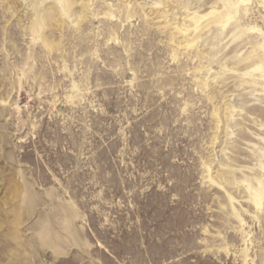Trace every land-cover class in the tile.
Listing matches in <instances>:
<instances>
[{
    "label": "rangeland",
    "instance_id": "obj_1",
    "mask_svg": "<svg viewBox=\"0 0 264 264\" xmlns=\"http://www.w3.org/2000/svg\"><path fill=\"white\" fill-rule=\"evenodd\" d=\"M0 264H264V0H0Z\"/></svg>",
    "mask_w": 264,
    "mask_h": 264
},
{
    "label": "bare ground",
    "instance_id": "obj_2",
    "mask_svg": "<svg viewBox=\"0 0 264 264\" xmlns=\"http://www.w3.org/2000/svg\"><path fill=\"white\" fill-rule=\"evenodd\" d=\"M72 1V0H71ZM10 6V5H9ZM11 7V6H10ZM39 19H35V21H38ZM34 23V21L32 22V24ZM37 24V22L35 23ZM251 198L254 200V202L258 205L259 202H260V199H261V193L259 192V190H253L252 191V195H251ZM30 199V198H29ZM39 201V200H38ZM9 212V211H8ZM12 212V220L10 221V225H9V230H10V237L12 236V240H17V238L20 236V232H19V223H20V220H21V215H20V210H18V208H14L12 210H10V213ZM43 228H41L39 231H38V236L39 238L43 241L47 236L48 234H50L51 232V229H50V226L47 222L43 223ZM64 226V220H63V223H61V226ZM33 226V225H32ZM35 226V225H34ZM18 229V231L16 230ZM17 233L18 234V237H17ZM57 241L59 242L57 246H59L60 249H62V245H63V242H64V236L62 234H59L57 237H56ZM15 240V241H16ZM19 242H17V245H14L15 247L12 249H10V252L11 254L13 255L14 254V250H18L17 246H18ZM20 245V244H19ZM59 250V249H58Z\"/></svg>",
    "mask_w": 264,
    "mask_h": 264
}]
</instances>
